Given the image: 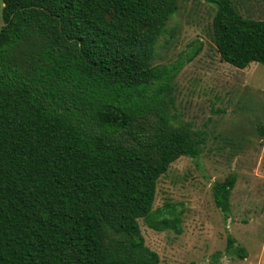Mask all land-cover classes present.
Segmentation results:
<instances>
[{"label": "trees", "instance_id": "1", "mask_svg": "<svg viewBox=\"0 0 264 264\" xmlns=\"http://www.w3.org/2000/svg\"><path fill=\"white\" fill-rule=\"evenodd\" d=\"M3 1L0 264H160L139 219L182 232L176 205L154 208L157 183L206 140L171 120L174 80L202 43L153 63L178 0ZM206 1L221 59L264 65V19ZM236 180L213 185L225 218Z\"/></svg>", "mask_w": 264, "mask_h": 264}, {"label": "rangeland", "instance_id": "2", "mask_svg": "<svg viewBox=\"0 0 264 264\" xmlns=\"http://www.w3.org/2000/svg\"><path fill=\"white\" fill-rule=\"evenodd\" d=\"M245 18L264 19V0H232ZM156 46L154 64L186 59L174 80L173 123L206 138L198 157L174 160L157 183L154 208L166 202L182 212V232L157 231L139 219L146 245L160 264H264V65L241 69L221 59L213 39L216 6L178 0ZM0 0V29L4 24ZM237 176L230 215L214 201L213 185ZM235 246L229 248V237ZM238 247L246 249L241 258Z\"/></svg>", "mask_w": 264, "mask_h": 264}]
</instances>
